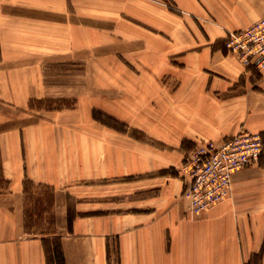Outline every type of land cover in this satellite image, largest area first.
Masks as SVG:
<instances>
[{
    "label": "crops",
    "instance_id": "obj_1",
    "mask_svg": "<svg viewBox=\"0 0 264 264\" xmlns=\"http://www.w3.org/2000/svg\"><path fill=\"white\" fill-rule=\"evenodd\" d=\"M263 16L264 0H0V264H50L52 238L65 264H264V154L199 214L174 174L201 142L264 139V70L225 44ZM126 41L141 42L132 66L102 64L99 97L47 81L45 58ZM133 176H149L146 202L82 201L71 216L79 189ZM26 180L64 204L61 236L28 233Z\"/></svg>",
    "mask_w": 264,
    "mask_h": 264
},
{
    "label": "rangeland",
    "instance_id": "obj_2",
    "mask_svg": "<svg viewBox=\"0 0 264 264\" xmlns=\"http://www.w3.org/2000/svg\"><path fill=\"white\" fill-rule=\"evenodd\" d=\"M140 44L141 42L139 41H129V42L126 41L122 43L111 42L109 44H102V45L99 44L96 46L88 47V50L83 52L76 51V52L62 54L61 56L45 58L44 62L47 67L46 70L47 81L50 82L52 85H54V87H60L61 89H63L64 85L66 84L73 85L77 88V91H81L83 89L85 90L88 86V97L89 96L99 97L100 90L96 89L94 85V82L100 80L99 67L102 64L105 65L124 64L127 66H132L134 59L132 53L130 52H132L135 49H138V47H140ZM229 52L235 56L234 53H232L231 51ZM85 83L88 84L86 85ZM73 100H74L73 98L52 99V100L44 101L43 104H39L38 107L44 109L64 108L72 105L74 103ZM93 117L99 121H104L105 123H108L110 126L113 127H118L121 129L129 128L127 123L119 122L118 120L114 119L113 116L102 111L99 107L94 108ZM221 142H216V143H221ZM263 144H264V139H263ZM189 156L186 158V160L189 158ZM186 160L183 162L182 167L185 164ZM259 161H256L255 163L252 164H257ZM182 167L180 171H178V173L175 171V175L178 176L180 175L183 178L185 182V193L189 195L187 192L186 181L184 178ZM157 175L158 174L153 176H157ZM148 178L149 176H141V177L133 176V177H126L121 180L93 182L92 185L90 184L88 185V189H79V190L88 191L87 197H84L81 200L78 198L77 200L76 198L70 196L67 202L69 207L72 208V210L70 209L71 216H73V210L76 207V203H81L82 201L83 203L97 202V204H99L100 202L103 203L113 202L114 204L112 205H116V206L119 205L122 207V209H126V210L132 209L134 208V206H138V203L146 202L148 198L151 196L150 193L151 187L148 185L149 182L146 181L148 180ZM141 181H146V182L142 183ZM232 184H233V177L231 181V188H233ZM32 198L28 205V209L31 214L30 216L31 218L29 221L30 223L27 229L28 233L37 234L39 236H42L43 234L52 235V236L53 235L61 236L64 229L60 227L61 226L60 212L62 213L64 212V204H62V207H60L61 204H58L56 202L55 191L51 193V201L49 199L47 192L44 189H37V188L34 189ZM38 199L42 200V202H48V203H44L41 204L40 206H36V201ZM54 240L56 239L52 238V242H54Z\"/></svg>",
    "mask_w": 264,
    "mask_h": 264
},
{
    "label": "built area",
    "instance_id": "obj_3",
    "mask_svg": "<svg viewBox=\"0 0 264 264\" xmlns=\"http://www.w3.org/2000/svg\"><path fill=\"white\" fill-rule=\"evenodd\" d=\"M225 43L244 66L264 70V16L245 29L230 32ZM263 152L261 134L248 130L221 143H199L182 167L192 213L199 214L230 197L234 173L259 161Z\"/></svg>",
    "mask_w": 264,
    "mask_h": 264
},
{
    "label": "trees",
    "instance_id": "obj_4",
    "mask_svg": "<svg viewBox=\"0 0 264 264\" xmlns=\"http://www.w3.org/2000/svg\"><path fill=\"white\" fill-rule=\"evenodd\" d=\"M36 188L37 189H44L47 192L50 201H51V193L54 192V190L51 187H49V186L36 185L35 183H33V182L29 181V180H26V182H25V193H26V204H27V208H26L27 229H28V225L30 223L29 222L30 218H31L30 217L31 214H30V211L28 209V205H29V202H30L31 198L33 197V190L36 189ZM44 203H48V202H42V200L38 199L36 201V206H40L41 204H44ZM55 239L56 240H54V242H52L53 249H51V245H50L51 243L50 242L46 241V243H45V248H46V254H47V257H48V261H49L50 264L52 262H54V260H56L58 262V264H65V256H64V252H63V249H62V246H61V239L60 238H55Z\"/></svg>",
    "mask_w": 264,
    "mask_h": 264
}]
</instances>
